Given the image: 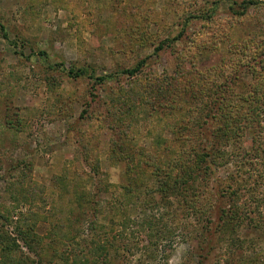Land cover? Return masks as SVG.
Returning <instances> with one entry per match:
<instances>
[{"label": "rangeland", "instance_id": "obj_1", "mask_svg": "<svg viewBox=\"0 0 264 264\" xmlns=\"http://www.w3.org/2000/svg\"><path fill=\"white\" fill-rule=\"evenodd\" d=\"M0 264H264V0H0Z\"/></svg>", "mask_w": 264, "mask_h": 264}, {"label": "trees", "instance_id": "obj_2", "mask_svg": "<svg viewBox=\"0 0 264 264\" xmlns=\"http://www.w3.org/2000/svg\"><path fill=\"white\" fill-rule=\"evenodd\" d=\"M254 93H257L256 92V90H255V92ZM243 96V95H242ZM225 98H223V100H224ZM243 99V98H242ZM221 103V102H220ZM224 103V102H223ZM256 105V104H255ZM223 107H226L224 104H223ZM221 109V108H220Z\"/></svg>", "mask_w": 264, "mask_h": 264}]
</instances>
